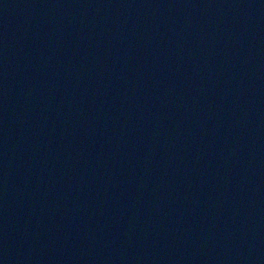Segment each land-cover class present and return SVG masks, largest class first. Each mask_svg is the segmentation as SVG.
I'll return each instance as SVG.
<instances>
[{"label":"water","instance_id":"95a60500","mask_svg":"<svg viewBox=\"0 0 264 264\" xmlns=\"http://www.w3.org/2000/svg\"><path fill=\"white\" fill-rule=\"evenodd\" d=\"M0 264H264V0H0Z\"/></svg>","mask_w":264,"mask_h":264}]
</instances>
